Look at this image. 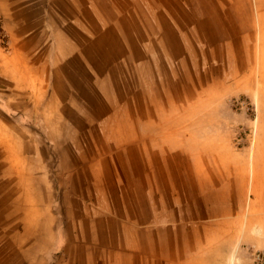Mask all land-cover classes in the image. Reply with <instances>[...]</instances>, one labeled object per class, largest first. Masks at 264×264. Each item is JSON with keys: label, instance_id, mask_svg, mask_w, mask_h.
I'll use <instances>...</instances> for the list:
<instances>
[{"label": "crops", "instance_id": "crops-1", "mask_svg": "<svg viewBox=\"0 0 264 264\" xmlns=\"http://www.w3.org/2000/svg\"><path fill=\"white\" fill-rule=\"evenodd\" d=\"M0 30V164L39 193L23 264H249L246 213L190 139L221 59L264 42V0H0Z\"/></svg>", "mask_w": 264, "mask_h": 264}, {"label": "rangeland", "instance_id": "rangeland-1", "mask_svg": "<svg viewBox=\"0 0 264 264\" xmlns=\"http://www.w3.org/2000/svg\"><path fill=\"white\" fill-rule=\"evenodd\" d=\"M0 43L6 45L2 30ZM249 46L253 57L222 58V79L198 91L202 99L198 109L205 111L209 131L206 137L190 140L191 146L215 158L216 169L210 172L222 180L224 191L226 187L232 189L239 215L246 213L248 227H252L253 232L246 257L249 264H255L254 254L264 250V42L254 40ZM223 49L228 54L230 44ZM244 69L247 71L241 74ZM192 106L191 109L196 108ZM14 147L16 152L17 146ZM2 166L0 164V261L28 263V259L36 260L39 252V234L33 231L38 220L34 212L39 206L38 187L31 185L27 178L22 182L19 176L10 177ZM52 174L54 176L55 171ZM61 181L57 189L63 191L68 186L63 185L65 180ZM52 196L51 192L49 197ZM45 204L54 207L53 202ZM66 205L69 203H55L58 210H64Z\"/></svg>", "mask_w": 264, "mask_h": 264}, {"label": "built area", "instance_id": "built-area-1", "mask_svg": "<svg viewBox=\"0 0 264 264\" xmlns=\"http://www.w3.org/2000/svg\"><path fill=\"white\" fill-rule=\"evenodd\" d=\"M255 264H264V250L254 254Z\"/></svg>", "mask_w": 264, "mask_h": 264}]
</instances>
